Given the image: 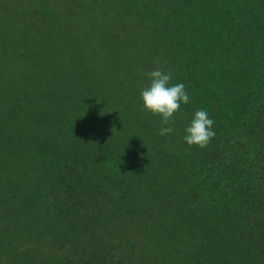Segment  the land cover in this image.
<instances>
[{"label": "trees", "instance_id": "1", "mask_svg": "<svg viewBox=\"0 0 264 264\" xmlns=\"http://www.w3.org/2000/svg\"><path fill=\"white\" fill-rule=\"evenodd\" d=\"M35 1L0 0L17 14L0 24V264H264V0ZM94 9L152 46L65 73L33 52ZM156 68L191 96L166 136L140 97ZM197 109L203 149L183 139Z\"/></svg>", "mask_w": 264, "mask_h": 264}, {"label": "rangeland", "instance_id": "2", "mask_svg": "<svg viewBox=\"0 0 264 264\" xmlns=\"http://www.w3.org/2000/svg\"><path fill=\"white\" fill-rule=\"evenodd\" d=\"M40 2L41 0H36L35 3L30 2L29 5L30 6L33 5L36 7V9L39 10L40 9L39 6H44ZM8 5H6L5 8L0 7V24L5 22V20H7V23L13 20L11 18H7L8 14H5V10H7L9 13L16 14V12L13 11L15 6L14 5L11 6V4L9 6ZM20 8H21V5L19 6V9ZM67 10L72 11L71 8ZM102 11L103 10H99V9L91 10L89 12L90 14L89 18H86V19L82 18L80 20L81 22L80 25L82 26L85 25L86 27L85 29H83L82 27L83 32L81 33L77 29L78 26L75 25V28L68 26L69 23L72 21V19H68L67 17H64L62 19V23H63L62 26H60L59 24L57 26H55L54 24L50 26L51 28L50 31L52 32V35H51L52 37L50 40L53 41L51 51L44 50V42L47 41L46 38H34L32 42L30 43V45L32 46L33 52H35L38 56H41L45 60V62L47 63L49 62V67L51 68L53 64H56L53 61L57 59L59 61V65L56 64V67L59 68L58 73H62V72L65 73V72L71 71V62L74 59L82 58V57L83 58L86 57L90 59L89 58L90 53L93 54L92 55V61H93L96 57L98 58V56H101V54H103L102 52H104L106 49H108V52L115 51L116 49L115 46H119L118 52H120V54L125 57L129 55V54L124 55L127 52L125 49V46L128 44H133L132 47H134V49L137 46L140 47L142 41L144 43V46H147V45L152 46L151 44L153 41L152 38L154 37L149 32H146L144 28L140 27V29L142 30L139 31V28L135 26L134 24L133 18L132 17L130 18V14L126 15L127 17H124L123 15L124 17L123 22L115 23L114 21L117 18L114 16L110 17L112 14H115V13H111V11H109L108 14H106V12L104 11L102 12ZM17 13L19 14L18 16L24 15V14H20L19 12ZM67 15L69 17L72 16L68 12H67ZM105 17L107 19H105ZM74 22L76 23L78 22V20L76 19L74 20ZM149 28H150V25H149ZM57 30H60L59 36H56ZM109 31L113 32V35L110 34L107 36V34H109ZM125 31L132 32V34L135 37L129 38V36L126 35ZM30 33H32V31ZM45 33H47V31ZM139 36L140 37L143 36V37L139 38ZM105 37L109 38V41L111 43L110 47L107 43L104 42V40L106 39ZM110 38H113V42L110 40ZM186 38H188V36H185L184 38H182L181 42L183 44H184V41H187L188 43L191 41V39H186ZM91 41H93V43H91ZM146 42H148V44ZM199 42H202V38H200L197 41L196 48L192 53H194L197 50ZM118 43H120V45H116ZM89 47L91 48V50H88ZM140 51H141L140 48H138L137 50L135 49L134 53L137 55H140L141 53ZM130 53H133V51ZM102 56H105V55H102ZM128 58H130V56H128ZM101 65H102L100 66L101 70L110 71L108 64H101ZM132 67H135V66H132ZM45 69L48 70V68L44 67L43 70ZM81 70L82 69L79 68L77 72L80 73ZM49 71L51 70L49 69ZM75 78L71 84L73 87H70V88L80 87L79 86L80 84L77 83ZM42 87L47 88V86L46 87L42 86Z\"/></svg>", "mask_w": 264, "mask_h": 264}, {"label": "clouds", "instance_id": "3", "mask_svg": "<svg viewBox=\"0 0 264 264\" xmlns=\"http://www.w3.org/2000/svg\"><path fill=\"white\" fill-rule=\"evenodd\" d=\"M150 84L141 89L140 97L143 108L161 117L159 134L166 136L174 131L175 114L181 110L182 104H189L191 96L183 83L172 84L171 72L156 68L146 73ZM214 120L204 109H197L189 125L185 128L184 141L189 145L206 148L216 133L213 130Z\"/></svg>", "mask_w": 264, "mask_h": 264}]
</instances>
